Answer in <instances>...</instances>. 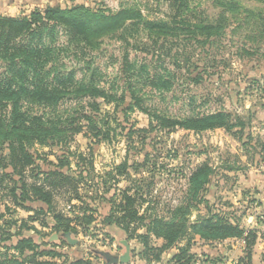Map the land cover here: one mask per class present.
<instances>
[{"label": "trees", "instance_id": "obj_1", "mask_svg": "<svg viewBox=\"0 0 264 264\" xmlns=\"http://www.w3.org/2000/svg\"><path fill=\"white\" fill-rule=\"evenodd\" d=\"M166 1L170 13L165 19L145 18L137 4L121 5L117 10L110 11L91 8L84 3L62 6L44 2L43 8L22 11L20 16L0 13V264H55L54 260L59 258L63 264H92L90 259L68 255L54 249L53 245L46 247L49 243L36 242L21 232L10 233L6 229L10 223L8 219L15 218L17 209L34 211L29 202L41 205L35 208V213L41 214L38 219L42 224L47 225L41 216L51 213L53 233L62 234L74 228L82 235L94 228L99 204L108 203V213L99 221L100 229L108 225L121 229L127 241L135 240L140 244L137 257L146 259L148 264H197L198 256L192 251L195 236L207 244L232 238L242 240L243 255L231 264H252V248L258 237L264 240V232L241 227L242 216L237 217L229 210L232 207L229 200L206 196L210 184L226 180L230 176L228 173L237 174L240 171L239 167L229 165L227 159L217 165L209 161L196 165L186 176L185 187L174 203L165 202L162 209H157L150 205L153 183L142 186L132 176L138 172L139 166L144 165L133 160L134 156L127 155L123 162L104 170L103 174L108 176L103 178V175L98 177L93 174L91 162H86L84 154L76 156L75 170L78 174L73 175L71 162L64 155L66 152L57 155V163H52L49 170H40L37 163L39 155L31 151L35 143L54 148L66 145L71 136L79 133L85 125L92 130L97 141L110 138V127L105 128L102 123L107 124L106 121L98 118L97 99L112 103L114 110L125 99L124 92L116 96V93L99 86V81L94 78L95 68L88 75L79 72L77 80H74L73 69L63 73L62 69L67 67L57 61L59 50L71 46L72 56L80 59L79 54L84 56L86 52L99 49L104 37H115L117 41L128 44V40L135 38L140 31L154 42L170 37L180 41L198 39L209 44L232 24L230 19L234 20V16L243 13L258 19L264 27V8L251 12L241 4L242 0L211 1L218 9L216 17L197 11L193 4L196 2L197 5L199 0ZM250 1L264 3V0ZM59 35L67 36L65 44L56 43ZM183 61L180 60L179 64ZM134 64L127 67L130 71L127 73L128 96L132 101L126 109L138 108L149 118L148 126L138 131L148 134L156 130L169 134L184 129L197 134L216 128L229 131L239 126L241 133L244 128H249V113L245 122L238 115L223 109L183 117H173L154 109L149 111L143 106V96L138 95L140 87L135 85L137 77L141 76V66ZM87 68L92 69L90 66ZM141 69L145 71V66L142 65ZM198 78L192 80L197 81ZM149 84L151 90L160 92L168 91L172 86L164 75ZM64 104L66 107H62ZM128 134L133 137L132 131ZM242 144L247 145L245 141ZM139 154L146 163L150 153ZM85 176L90 177L87 179L90 181L88 186L92 185L94 194L80 193ZM24 177L31 183H27ZM117 178H127L130 185L119 187ZM109 180L116 182L111 184ZM62 188L66 191L63 194L65 199L58 207V203H54V192ZM107 193L109 197H106ZM17 222L12 224L25 226V223L18 225ZM13 236L16 240L9 243ZM159 238L163 242L155 246L153 241ZM61 239L60 246L66 247V240ZM172 248L176 251L163 261L162 254ZM204 256L199 263L209 262L205 253ZM94 257L99 258L97 255ZM218 263L224 264L219 254L211 261V264Z\"/></svg>", "mask_w": 264, "mask_h": 264}, {"label": "rangeland", "instance_id": "obj_2", "mask_svg": "<svg viewBox=\"0 0 264 264\" xmlns=\"http://www.w3.org/2000/svg\"><path fill=\"white\" fill-rule=\"evenodd\" d=\"M49 1L62 6L84 3L91 8H105L110 11L117 10L121 5L137 4L144 17L148 19L156 17L165 19L170 13L166 0ZM211 1L213 0H199L197 5H195L196 2L193 4V7H196L197 11L206 13L204 15L216 17L218 9L213 7L214 4ZM23 2L25 6L19 7L14 0H0V13L20 16L22 11L44 7L38 4L39 1L24 0ZM241 4L251 12H258L259 9L264 8V3L257 1L242 0ZM230 21L232 24L227 26L219 36L214 37L209 44L202 43V40L198 39L180 41L170 37L160 38L154 42L140 31L135 38L128 40V44L117 41L115 37H104L99 49L86 52L84 56L79 54L80 59L72 56L74 54L71 46L59 50L57 61L60 64L64 63L67 67L62 69L63 73L73 69L74 80H77L80 77L79 72L88 75L95 68L94 78L99 81V86L116 93V96L124 92L125 99L116 110L112 103L107 104L102 99H97L98 118L106 121L107 124L102 123L105 128L110 127L108 139L97 141V138L93 137L92 130L85 125L80 126L82 128L79 133L71 136L68 144H62L59 148L33 144L31 151L39 155L37 163L40 170H49L52 163H57V155L64 151L66 152L64 155L71 162L73 175L78 174L75 170L76 156L84 154L86 162H91L93 174L103 175L105 178L108 175L103 174L104 170H109L111 166L123 162L127 159V155L134 156L133 160L144 165L138 167V172H132L133 178L142 186L153 183V199L150 205L162 209L165 202L174 203L180 195V191L185 187L186 176L192 168L204 161L217 165L223 159H227L229 165L239 167L240 171L237 174H229L226 180L220 179L216 184L214 182L209 186L206 196L210 199L220 197L221 201H224L223 197L228 195L234 202L229 210L237 217L242 216L241 224L244 218L251 215L258 221L259 227L264 226V208L260 204L264 202V171L262 170L264 169V27L258 23V19L247 17L244 13L238 17L234 16V20L230 19ZM56 40L59 45L65 44L67 36L59 35ZM155 55L160 57L156 58ZM182 59L184 61L179 64ZM134 63L137 67L145 66V71H142L140 67L141 76L137 77L135 85L137 88L140 87L138 95L143 96V106H146L149 111L154 109L173 117H183L191 113H208L223 109L238 115L245 122L249 113V116L251 115L248 121L249 128H244L241 133L239 126L229 131L216 128L197 134L184 129L169 134L156 132V130L148 134L145 131H138L148 126L149 118L138 108L126 109L132 101L128 96L127 73L130 71L127 67L131 64L135 65ZM88 66L92 69H88ZM160 75H164L165 79L172 82L170 90L165 92L151 90L149 83L156 82ZM195 77H199L197 81L192 80ZM65 104L67 105L68 101ZM65 104L62 107H66ZM129 131L133 132V137L129 136ZM243 141L247 143L246 146H243ZM146 151L150 153V156L145 163L139 153ZM129 159L131 161L132 157ZM4 160L7 162V159ZM85 178L86 180L84 179L81 183L84 186L80 187V193L94 194L92 185L88 186L90 181L87 179L90 177L85 176ZM6 179L9 178L6 177ZM24 179L27 183H31L28 178L24 177ZM116 181L119 187L130 185L127 178H117ZM116 181L109 180V183L113 184ZM65 192V188L54 192V203L55 205L58 203V207L63 205ZM107 196L109 197L108 193ZM28 204L34 207V211L17 209L15 218L8 219L10 223L6 225V229L10 233L21 232L23 236H30L36 242L49 243L46 247L53 245L54 249L66 252L68 255L84 260L90 259L92 264H104V260L101 257H94L95 254L90 250L92 248L109 250L100 248L101 245L92 242L95 239V233L101 230V226H96L95 223L94 228L84 235H78L77 232L72 235L79 240L75 246L67 244L66 247H61V237L51 239L54 234L50 227L51 213L41 216V219L47 223L44 225L38 219L41 214L35 213L37 212L35 208L41 205L36 202ZM255 206L258 210L254 209ZM13 221H18V225L23 222L25 226L16 227L12 224ZM243 226L249 228L246 222ZM28 227L34 228L28 229ZM103 229L106 231L103 234L117 243L120 237L113 236L111 231L113 226L111 225L109 231L105 227ZM15 240L16 237L13 236L9 243ZM131 242H134L132 246L130 245L134 261L136 264H142V260L136 261L134 257L140 250V246L135 244V240ZM153 243L155 246L160 245L157 241ZM239 244V241L231 239L227 242L207 244V247L194 246L192 250L197 252V264L203 261L204 253L210 259L206 263L211 264L212 259L215 258V252H219V257H222L224 264H231L237 260L236 251ZM227 245H230L229 250ZM121 250L123 251L124 248L118 244L117 253ZM170 254L171 251L162 254L163 261L169 259ZM261 259H264V254L261 255ZM62 261L61 258L54 260L55 264H63Z\"/></svg>", "mask_w": 264, "mask_h": 264}, {"label": "crops", "instance_id": "obj_3", "mask_svg": "<svg viewBox=\"0 0 264 264\" xmlns=\"http://www.w3.org/2000/svg\"><path fill=\"white\" fill-rule=\"evenodd\" d=\"M15 1V3H17V5L19 6V7H23V6H25V3L23 2L24 0H14ZM29 1H39L38 2V4H40V5H43L44 4V2H51V1H49V0H29ZM51 3H53V2H51ZM263 171H264V169H262ZM228 174H231V173H228ZM217 183H218V181H216ZM215 182V183H216ZM210 185H212V184H210ZM227 194L229 193V192H226ZM223 200H229L231 203H234L233 201H232V199L227 195V197H223ZM261 202H262V199H261ZM261 204V206H263V208H264V202H262V203H260ZM260 204H258V206L260 205ZM255 210H258V207L257 206H255V208H254ZM108 210H109V204L108 203H105V202H101L100 204H99V206H98V210H97V219H96V226H101V224H100V220L108 213ZM241 221H242V217H241ZM97 222H99V223H97ZM244 222H246V225L249 227V228H245L244 226H243V223ZM113 226V229L111 230L112 231V234H113V236L114 237H116V236H118V237H120V238H118V244H120V240L121 239H126V235H125V233L121 230V229H119L118 227H116V226H114V225H112ZM240 226L241 227H244L245 229H250V228H256L257 230H259V232H264V226H261V227H259V224H258V221L253 217V216H251V215H248L247 216V218L245 219H243V222H242V224H240ZM105 228H107V230L109 229V228H111V225L109 226H105ZM103 231H105V229H102ZM109 231V230H108ZM142 230H140L139 232H141ZM106 232V231H105ZM258 232V233H259ZM78 235H80V234H78ZM258 236H259V234H258ZM229 240H231V239H227V240H225V242H227V241H229ZM232 240H237V241H239V247L237 248V251H236V254H237V258H239L240 256H242L243 255V242H241L242 240H239V239H233L232 238ZM131 241H134V240H130V241H128L129 242V244L132 246V243H134V242H131ZM154 241H157V243L158 244H161L162 242H163V240L162 239H154ZM194 242H195V245L194 246H200V245H205L206 247H207V243H204L202 240H200L199 239V237L198 236H195V238H194V240H193ZM224 242V241H223ZM260 242V243H259ZM262 242H263V244H262ZM136 245H138V246H140V244H138L137 242L135 243ZM193 246V247H194ZM132 248V247H131ZM229 248H230V245H227V250H229ZM233 248H234V246H233ZM167 251H171V254H170V256L169 257H171L172 256V254L176 251V249L175 248H172V249H169V250H167ZM193 251V250H192ZM193 252H195V251H193ZM120 253H122V250H121V252ZM165 253V252H164ZM163 253V254H164ZM208 254H209V251L207 252ZM196 254H197V252H196ZM198 254H201V253H198ZM215 254V256L217 255V254H219V252H215L214 253ZM262 254H264V240H262L260 237H258V239H257V241H256V243L254 244V246H253V248H252V264H264V262H263V260L261 259V255ZM132 255V254H131ZM136 255H137V253H136ZM134 256L135 257V259H136V261H137V259H139V258H136L137 256ZM132 258H133V256H132ZM139 260H141V259H139ZM133 261H134V258H133ZM143 261V260H142ZM135 262V261H134ZM236 261H234V263H235ZM136 263V262H135ZM151 264H161L160 262H157V263H151Z\"/></svg>", "mask_w": 264, "mask_h": 264}, {"label": "water", "instance_id": "obj_4", "mask_svg": "<svg viewBox=\"0 0 264 264\" xmlns=\"http://www.w3.org/2000/svg\"><path fill=\"white\" fill-rule=\"evenodd\" d=\"M77 233V230L74 228H71L69 231L62 233V234H53L51 239H58V238H64L68 245L75 246L79 240L76 237H72V235H75ZM120 244L123 246L124 250L122 253H112L109 250H102L97 248L90 249L95 255H98L101 257L105 264H136L133 261L132 255H131V246L129 242L126 239H121ZM142 264H148V261L146 259L143 260Z\"/></svg>", "mask_w": 264, "mask_h": 264}, {"label": "built area", "instance_id": "obj_5", "mask_svg": "<svg viewBox=\"0 0 264 264\" xmlns=\"http://www.w3.org/2000/svg\"><path fill=\"white\" fill-rule=\"evenodd\" d=\"M69 206L66 207V209H68ZM105 231H103L102 229L100 231H97V233H95V239L92 242L98 243L99 245H101L100 248H108L110 252L112 253H117L116 249L118 247V242H114L111 238H109L108 236H106ZM87 238V235H85ZM96 247H98L96 245ZM209 264V263H206Z\"/></svg>", "mask_w": 264, "mask_h": 264}]
</instances>
